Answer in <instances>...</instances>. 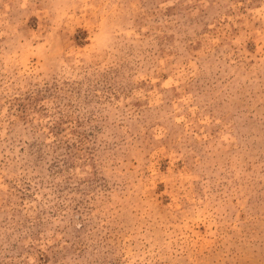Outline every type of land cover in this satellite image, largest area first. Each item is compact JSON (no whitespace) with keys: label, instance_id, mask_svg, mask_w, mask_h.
Listing matches in <instances>:
<instances>
[{"label":"rangeland","instance_id":"374dc122","mask_svg":"<svg viewBox=\"0 0 264 264\" xmlns=\"http://www.w3.org/2000/svg\"><path fill=\"white\" fill-rule=\"evenodd\" d=\"M0 264H264V0H0Z\"/></svg>","mask_w":264,"mask_h":264}]
</instances>
